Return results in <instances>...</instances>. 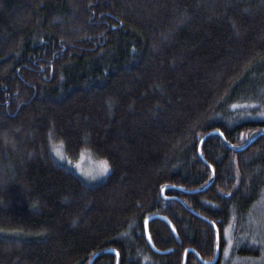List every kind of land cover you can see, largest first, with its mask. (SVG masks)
Here are the masks:
<instances>
[{"label":"trees","instance_id":"trees-1","mask_svg":"<svg viewBox=\"0 0 264 264\" xmlns=\"http://www.w3.org/2000/svg\"><path fill=\"white\" fill-rule=\"evenodd\" d=\"M261 113L264 0H0V264H264Z\"/></svg>","mask_w":264,"mask_h":264},{"label":"rangeland","instance_id":"rangeland-1","mask_svg":"<svg viewBox=\"0 0 264 264\" xmlns=\"http://www.w3.org/2000/svg\"><path fill=\"white\" fill-rule=\"evenodd\" d=\"M57 152L61 155L59 156L60 159L65 160L67 162V159H63L65 157H63L64 154L62 152L64 151L62 150V147H57ZM105 162H107L106 159L99 158L92 152H84L80 154L76 167L78 171L84 176V178H86L89 182H95L103 178L110 171L111 167L108 164L107 171H104ZM233 240L235 239H230V247H232ZM230 252V248L227 249L226 253Z\"/></svg>","mask_w":264,"mask_h":264},{"label":"water","instance_id":"water-1","mask_svg":"<svg viewBox=\"0 0 264 264\" xmlns=\"http://www.w3.org/2000/svg\"><path fill=\"white\" fill-rule=\"evenodd\" d=\"M212 134H220L224 138L223 133L221 131H219V130L213 131ZM248 144H246V145H248ZM237 148L243 149V148H245V145L242 146V147H237ZM200 152H201V149H200ZM211 170H212V173H213L212 179H214L215 178V170H214V168L212 166H211ZM181 189H184V188H181ZM182 202L185 204V206L188 209L194 211L191 207H189V205L186 202H184V200H182ZM157 217H161V218L165 219L166 221H168V223L172 226V228H174V226H173L172 222L170 221V219L168 217L164 216V215H153V216H150L146 220V223H145L146 235H147V238L149 240V243H150L152 249L154 251L158 252V253L165 254V253H168L169 251H171V249L170 250H160L159 248H157L155 246V244L153 243V241H152L151 234H150V231H149V222L152 219L157 218ZM174 231L176 232L175 228H174ZM190 250L192 251L193 249L192 248H189V249L186 250L183 264H187V255H188V252ZM103 253H114L116 255V257H117V264H120V261H121L120 253L115 248L107 249V250L103 251ZM98 255L99 254H96L93 257V259L91 260L90 264H93L94 263V260L98 257ZM219 255H220V249H219V232L217 231V253H216V257L212 261L211 260H205V259H202V258H201V260H202L203 264H215L218 261V259H219Z\"/></svg>","mask_w":264,"mask_h":264},{"label":"bare ground","instance_id":"bare-ground-1","mask_svg":"<svg viewBox=\"0 0 264 264\" xmlns=\"http://www.w3.org/2000/svg\"><path fill=\"white\" fill-rule=\"evenodd\" d=\"M247 144H248V143H247ZM243 146H244V145H243ZM246 146H247V145H245V147H246ZM235 147H236V146H235ZM237 147H242V146H237ZM201 153H202V152H201ZM172 224H173V223H172ZM188 249H189V248H188ZM192 249H193L192 251L195 252V249H194V248H192ZM190 251H191V250H190ZM190 251H189V252H190ZM189 252H188V253H189ZM197 254L199 255V253H197ZM199 257H200V259L202 258L200 255H199ZM215 257H216V256H215ZM202 259H203V258H202ZM219 259H220V255H219ZM219 259H218V261H219ZM213 260H214V259H213ZM211 261H212V260H211ZM218 261H217V262H218ZM217 262H216V263H217ZM202 263H203V262H202ZM216 263H215V264H216Z\"/></svg>","mask_w":264,"mask_h":264},{"label":"snow or ice","instance_id":"snow-or-ice-1","mask_svg":"<svg viewBox=\"0 0 264 264\" xmlns=\"http://www.w3.org/2000/svg\"><path fill=\"white\" fill-rule=\"evenodd\" d=\"M262 115H264V113H261ZM104 171H107V163L105 162V168ZM254 243H256L257 241H253Z\"/></svg>","mask_w":264,"mask_h":264}]
</instances>
